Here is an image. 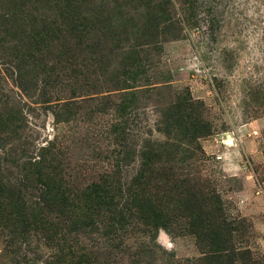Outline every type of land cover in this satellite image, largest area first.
<instances>
[{"label": "rangeland", "instance_id": "rangeland-1", "mask_svg": "<svg viewBox=\"0 0 264 264\" xmlns=\"http://www.w3.org/2000/svg\"><path fill=\"white\" fill-rule=\"evenodd\" d=\"M156 1L90 5L115 3L139 24ZM167 1L173 23L159 27L156 45L139 37L147 45L127 48L137 41L128 29L119 49L78 53L47 85L38 68L18 79L0 45V264H131L143 244L153 246L151 264L198 257L188 233L111 234V214L88 200L93 183L112 188L134 176L137 161L124 159L116 134L122 121L138 149L141 137L165 138L161 113L188 96L211 125L196 168L228 214L250 225L247 244L264 257V0ZM129 69L135 78H124Z\"/></svg>", "mask_w": 264, "mask_h": 264}, {"label": "trees", "instance_id": "trees-1", "mask_svg": "<svg viewBox=\"0 0 264 264\" xmlns=\"http://www.w3.org/2000/svg\"><path fill=\"white\" fill-rule=\"evenodd\" d=\"M93 2L22 0L6 9L0 5V45L18 79L38 68L35 73L40 72L41 82L47 85L50 78L61 76L60 64L78 53L117 50L120 42L128 40V29L137 41L127 48L146 44H138L139 37H147L148 44L156 45L159 27L173 23L167 0L151 3L139 24H127L115 3L107 10L102 3L90 5ZM120 29H124L123 38ZM131 77L135 74L129 69L124 78ZM201 107L202 103L188 96L165 108L158 130L165 138L141 137V145L135 150L122 121L116 134L124 148V159L136 160L137 169L128 182L117 187L93 183L88 188L89 205L111 214V234L130 228L153 237L156 229L163 228L177 235H193L200 254L182 264H264V257L247 244L250 225L228 214L219 193L196 168L205 158L198 140L211 132L209 122L198 113ZM47 145L51 147V142ZM70 254L86 258L84 253ZM153 255V246L143 244L132 253L130 262L151 264ZM145 257L151 259L146 261Z\"/></svg>", "mask_w": 264, "mask_h": 264}]
</instances>
